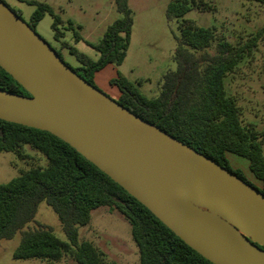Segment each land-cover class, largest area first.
I'll list each match as a JSON object with an SVG mask.
<instances>
[{"label":"trees","instance_id":"1","mask_svg":"<svg viewBox=\"0 0 264 264\" xmlns=\"http://www.w3.org/2000/svg\"><path fill=\"white\" fill-rule=\"evenodd\" d=\"M18 1L35 7L27 24L32 30L45 13L52 16L53 37L59 42L58 50H53L60 59V51L67 50L79 65L76 68L66 65L88 84L94 86L95 73L105 66L122 63L132 25L127 0H115L120 18L106 27L98 43L89 44L98 53L96 60L63 40L59 29L63 22L50 6L35 0ZM250 1L264 5V0ZM188 2L198 9L209 7L199 0H173L167 4L166 19L180 20L179 36L173 54L176 68L163 75L159 94L147 98L135 84L117 73L109 80L119 93L114 101L253 186L238 169L231 168L226 153L246 159L250 173L260 183L259 188L253 187L264 195V132L242 124L236 103L224 90V78L243 54L258 41H264V24L243 45L233 46L218 38L213 29L198 27L184 19L190 9ZM67 23L66 28L71 29L72 23ZM78 40L80 37L75 34V41ZM211 46L213 54L205 51ZM0 88L28 95L1 68ZM25 147L37 152L44 163L30 166L0 183V240H9L16 233L20 236L13 259L50 263L67 254L76 264H103L102 254L91 242L78 241V228L88 224L91 211L105 207L128 222L140 264H212L68 144L46 131L0 119V152L25 158L28 156L23 153ZM41 201L56 214L66 241L57 239L42 224L24 229L33 220Z\"/></svg>","mask_w":264,"mask_h":264},{"label":"water","instance_id":"2","mask_svg":"<svg viewBox=\"0 0 264 264\" xmlns=\"http://www.w3.org/2000/svg\"><path fill=\"white\" fill-rule=\"evenodd\" d=\"M0 119L59 138L212 264H264V195L85 82L0 0ZM263 247V248H261Z\"/></svg>","mask_w":264,"mask_h":264},{"label":"rangeland","instance_id":"3","mask_svg":"<svg viewBox=\"0 0 264 264\" xmlns=\"http://www.w3.org/2000/svg\"><path fill=\"white\" fill-rule=\"evenodd\" d=\"M3 1L19 14L24 23L29 24L34 6L18 0ZM35 1L52 8L63 22L59 25L63 40L92 60L98 58V53L89 44L98 43L106 27L121 16L116 10L115 0ZM170 1L173 0H127L132 25L126 55L120 65H110V73L105 71L99 74L101 78L106 74L118 73L135 84L145 97L153 98L159 94L163 75L176 68L173 54L180 20L166 19L165 10ZM199 1L209 7L198 9L188 2L190 9L183 18L198 27L213 29L218 38H223L233 46L243 45L264 24V5L255 1ZM52 21V16L45 13L33 30L52 49L58 50L59 42L53 37ZM68 21L72 23L71 29L66 28ZM75 34L80 40L75 41ZM205 51L213 54V46ZM60 56L71 68L79 65L67 50H61ZM94 86L112 100L116 99V89L110 85L103 88L94 82ZM224 90L236 103L242 124H250L257 132H264V41H258L243 54L235 68L224 78ZM23 153L28 156L17 158L13 153L0 152V183L7 182L30 166L44 163V159L28 147L23 149ZM226 158L232 169H238L254 187H260V183L250 173L246 159L231 153H226ZM38 224L49 227L57 239L66 241L56 214L43 201L37 204L33 220L24 229H34ZM19 238V233H16L9 240H0V264H76L67 254L50 263L37 259H13L12 253ZM84 240L91 242L102 254L103 264H140L129 224L116 211L110 212L105 207L91 211L88 224L78 228V241Z\"/></svg>","mask_w":264,"mask_h":264},{"label":"crops","instance_id":"4","mask_svg":"<svg viewBox=\"0 0 264 264\" xmlns=\"http://www.w3.org/2000/svg\"><path fill=\"white\" fill-rule=\"evenodd\" d=\"M109 67H110V65L105 66L102 70H100L99 72L95 73V75H94V80H95L94 82H98V84H101V86H103V88L106 87V86L108 87V85H110L109 84V80L112 79V78H114V77H116V74H117V73L115 75H113V74L112 75L106 74L103 78H101V76H100L101 73H105V71H107L106 73H110L109 72ZM106 69H108V70H106ZM110 86L113 87V88H115L112 85H110ZM110 90L111 91H114L112 89H110ZM114 93H115V96L117 98L118 95H119L118 90L116 89V91H114Z\"/></svg>","mask_w":264,"mask_h":264}]
</instances>
